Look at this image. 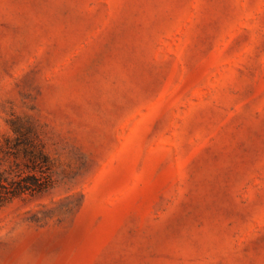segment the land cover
I'll list each match as a JSON object with an SVG mask.
<instances>
[{
  "label": "rangeland",
  "instance_id": "rangeland-1",
  "mask_svg": "<svg viewBox=\"0 0 264 264\" xmlns=\"http://www.w3.org/2000/svg\"><path fill=\"white\" fill-rule=\"evenodd\" d=\"M31 175L0 264H264V0H0V180Z\"/></svg>",
  "mask_w": 264,
  "mask_h": 264
},
{
  "label": "trees",
  "instance_id": "trees-1",
  "mask_svg": "<svg viewBox=\"0 0 264 264\" xmlns=\"http://www.w3.org/2000/svg\"><path fill=\"white\" fill-rule=\"evenodd\" d=\"M31 147H33V144H31ZM38 158V160H41L40 163L48 162L46 155L40 150L38 153ZM33 162L35 163L37 161L33 160ZM39 181L40 180L38 176L31 175L24 178L21 177L18 180H13L8 183L10 184V187H7L0 180V204H2L6 200L21 197L22 195L27 193L31 194L44 191L45 186Z\"/></svg>",
  "mask_w": 264,
  "mask_h": 264
}]
</instances>
